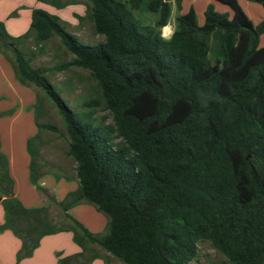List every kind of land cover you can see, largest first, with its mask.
<instances>
[{
  "label": "trees",
  "instance_id": "trees-1",
  "mask_svg": "<svg viewBox=\"0 0 264 264\" xmlns=\"http://www.w3.org/2000/svg\"><path fill=\"white\" fill-rule=\"evenodd\" d=\"M86 1L95 33L105 38L96 45L82 43L43 9L32 11L22 36L10 35L0 21V49L13 48L17 80L36 85L58 110L69 137L67 154L77 164L78 188L59 203L72 226L57 228L43 215L46 207L27 208L14 197L0 152L2 229L22 241L18 260L30 258L45 236L71 232L82 251L60 264L98 259L89 245L124 264H190L204 241L231 264H264V20L255 26L238 0H215L232 13L211 4L199 25L191 10L177 18L166 39L161 32L172 0ZM173 1L180 9L182 0ZM255 1L264 8V0ZM142 12L159 15L155 28L138 27L134 14ZM31 34L37 46L60 38L73 59L57 70L89 71L98 97L70 106L46 77L49 70L33 67L20 49ZM211 37L226 66L202 78ZM98 109L112 123L99 118ZM34 140L27 150L36 185ZM83 201L108 218L105 235L69 213Z\"/></svg>",
  "mask_w": 264,
  "mask_h": 264
},
{
  "label": "rangeland",
  "instance_id": "rangeland-1",
  "mask_svg": "<svg viewBox=\"0 0 264 264\" xmlns=\"http://www.w3.org/2000/svg\"><path fill=\"white\" fill-rule=\"evenodd\" d=\"M48 1L62 5L59 8L41 3L43 8H46L49 12L62 16L67 31L78 37L82 43L96 45L104 42L105 38L97 35L94 31L93 22L88 17L90 8L86 0ZM207 1H211L208 6L213 4L219 13H232L231 8L224 4H220L215 0ZM251 1L255 3L262 14L251 11L248 4H246V0L243 1L245 12L249 18H252L255 26H258L262 22L263 6L255 0ZM38 2V0H9L0 3V19L7 25L10 35L14 37L22 36L29 30L31 13ZM175 11V9L172 11L169 19L170 33L165 34V28L168 25L161 32L162 37L166 39L171 36L176 28L178 13ZM205 11L198 14V16L204 19ZM78 17H82L83 20L80 21ZM158 18L159 15L150 12L134 14V20L140 29L144 26L155 28ZM26 24H28L27 29L22 31L25 29ZM167 29L169 28L167 27ZM215 45L216 41L211 37V50L207 65L202 70V78L210 77L226 66V63L216 55ZM263 46L264 34L259 37V47ZM20 49L26 57L31 58L33 67L49 70L46 72V77L70 106L79 108L85 100L98 97L97 84L92 80L89 71L80 68L57 70L73 59V56L62 45L60 38L54 36L37 46L34 34H31L24 39ZM14 64V50L7 44L6 47L3 46L0 49V152L7 156L8 152L14 149L16 161L18 162L20 153H27V141L35 137L34 145L39 156L35 160L36 168L33 175L37 181V191H39L42 199L39 198L38 192L33 190L30 181L29 183L28 181L25 182L23 171L21 168L18 170L17 166V183L23 194V200L29 206L43 205L47 208L46 213L43 215L47 216L55 227L69 229L72 223L59 204L65 200L68 193L78 188L77 164L67 154L69 137L58 110L36 85L32 83L24 85L17 80L13 69ZM97 116L99 118L107 116V123H112V117L101 111V109H98ZM36 122L51 125L55 127V130H38ZM0 197L2 198V195ZM69 213L93 233L105 235L108 232V218L98 212L92 204L83 201L73 207ZM89 248L107 257V253L100 250L96 245H89ZM111 260L115 264H124L117 259L115 260V258H111ZM90 264H93V262ZM190 264L231 263L210 242L204 241L199 244L197 258Z\"/></svg>",
  "mask_w": 264,
  "mask_h": 264
},
{
  "label": "crops",
  "instance_id": "crops-1",
  "mask_svg": "<svg viewBox=\"0 0 264 264\" xmlns=\"http://www.w3.org/2000/svg\"><path fill=\"white\" fill-rule=\"evenodd\" d=\"M7 1L9 0H0V3L7 2ZM238 1L240 5L243 7V9L245 10V6L243 4V1L245 0H238ZM209 2L211 1L183 0L181 4V8L179 9L177 8L176 3L172 0L170 1V9H171L170 15L174 9L176 10L175 12L178 13L177 18L181 15H185L189 13L191 10H194L197 15V20H198L199 25H203L204 19L198 16V14L203 13V11L207 9ZM246 4H248V7L251 11H255L256 13L260 12L262 14L260 9L255 5L253 1L246 0ZM35 7L36 8H33V10L43 9V10L48 11L46 8H43L41 2H38V5ZM54 15L58 16L61 20H63L62 16H59L58 14H54ZM31 16H32V13H31ZM250 20L254 24V21L252 20V18H250ZM263 20H264V14L261 17V21ZM0 21L3 22V20L1 19ZM28 24H26L25 29L22 28L23 29L22 31H25L27 29ZM167 27L171 29L169 25V20H168ZM6 28L8 31L7 25H6ZM26 152L27 153H20V156H19L20 159L18 162L16 161V153L14 149L9 151L6 156L8 159L9 172H10L11 177L14 180V197L19 199L23 203V205L26 206L27 208L43 207V205L42 206L27 205L23 200V196H22L23 194L21 193V190L19 188L20 186L17 183L18 178H17L16 170L18 166V170L21 168L23 171L25 182L28 181L29 183L30 181V185L32 186L33 190L37 191L36 185L32 182V179H31L32 177L31 176L32 174L31 173V156L29 155L28 150ZM37 192H38L37 194L39 195V198H41L39 191ZM5 222H6V214H5V211L0 201V264H60V260L79 255L82 251L81 248L77 244L74 243L73 235L71 232H62V233H58V234L51 235V236H45L44 238H42L39 247L34 251L33 255L30 258H25L19 261L18 255L22 248V241L11 230L2 229ZM74 245H76L77 247H75ZM106 256L107 257L103 256V254H100V257L98 259H95L93 261V264H115V262L111 260V258L113 257L109 256V254H107ZM78 260H82V259L79 258Z\"/></svg>",
  "mask_w": 264,
  "mask_h": 264
},
{
  "label": "water",
  "instance_id": "water-1",
  "mask_svg": "<svg viewBox=\"0 0 264 264\" xmlns=\"http://www.w3.org/2000/svg\"><path fill=\"white\" fill-rule=\"evenodd\" d=\"M256 35H257V33H256Z\"/></svg>",
  "mask_w": 264,
  "mask_h": 264
}]
</instances>
